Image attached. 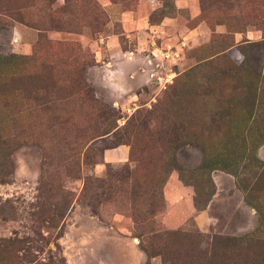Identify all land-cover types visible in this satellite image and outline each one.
<instances>
[{
  "label": "rangeland",
  "instance_id": "374dc122",
  "mask_svg": "<svg viewBox=\"0 0 264 264\" xmlns=\"http://www.w3.org/2000/svg\"><path fill=\"white\" fill-rule=\"evenodd\" d=\"M0 63V264L252 258L264 0H0Z\"/></svg>",
  "mask_w": 264,
  "mask_h": 264
},
{
  "label": "trees",
  "instance_id": "16d2710c",
  "mask_svg": "<svg viewBox=\"0 0 264 264\" xmlns=\"http://www.w3.org/2000/svg\"><path fill=\"white\" fill-rule=\"evenodd\" d=\"M3 63H0V71L1 69L3 68ZM248 78H247V92L250 93L251 89H252V83L254 82L252 79H250V75H254L252 74V72L248 71ZM251 76V77H252ZM255 80V79H254ZM217 156V155H216ZM218 157H213L211 158V163L215 164V163H218ZM248 160V164L251 163V161H253L251 159L250 156H248L246 158ZM248 165L244 166L243 169H248ZM254 190H252V188H250V190H248V194L247 196H250L252 197V194L250 195L251 192H253ZM255 192V191H254ZM196 205V203H195ZM256 212H258L257 214L260 216V212L258 211V208H255L253 207ZM258 233V230H255L249 234H246L245 236L241 237V238H232V239H229V241H227L228 245H223L224 247L222 249H227L228 246L230 245V247H233V248H237L238 245H244L246 248H245V251H247V253H251V256L252 258H250L248 261L246 260H243L240 264H264V241L261 240L260 238H258L256 235ZM217 246V245H216ZM250 246H253L257 249H250ZM214 249V247H213ZM212 249V250H213ZM216 250V249H215ZM220 255H224L223 252L220 253ZM244 255H246L244 253ZM214 257H216V254L212 255V260L214 259ZM211 264H226L225 262L221 261L220 263H216V262H211Z\"/></svg>",
  "mask_w": 264,
  "mask_h": 264
}]
</instances>
